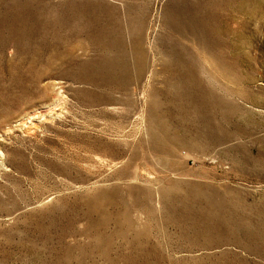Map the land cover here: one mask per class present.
<instances>
[{
  "label": "rangeland",
  "instance_id": "obj_1",
  "mask_svg": "<svg viewBox=\"0 0 264 264\" xmlns=\"http://www.w3.org/2000/svg\"><path fill=\"white\" fill-rule=\"evenodd\" d=\"M0 264H264V0H0Z\"/></svg>",
  "mask_w": 264,
  "mask_h": 264
},
{
  "label": "bare ground",
  "instance_id": "obj_2",
  "mask_svg": "<svg viewBox=\"0 0 264 264\" xmlns=\"http://www.w3.org/2000/svg\"><path fill=\"white\" fill-rule=\"evenodd\" d=\"M158 53H159V52H158ZM128 222H129V221H128ZM131 224H132V223H131ZM139 231H140V230H139ZM137 233H138V232H137ZM137 233H136V234H137ZM138 234H139V233H138Z\"/></svg>",
  "mask_w": 264,
  "mask_h": 264
}]
</instances>
